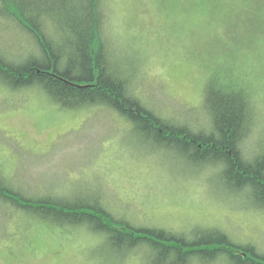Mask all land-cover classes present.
I'll return each mask as SVG.
<instances>
[{
	"label": "rangeland",
	"instance_id": "374dc122",
	"mask_svg": "<svg viewBox=\"0 0 264 264\" xmlns=\"http://www.w3.org/2000/svg\"><path fill=\"white\" fill-rule=\"evenodd\" d=\"M108 9L111 51L120 61H140L134 64L133 86L157 113L206 132L203 90L212 75L226 80L231 72V79L259 94L258 132L246 144L251 157L264 142L262 49H248L223 26L209 32L224 33V41L205 45L191 36L194 23L175 27L158 0H110ZM21 33L0 28V49L22 54ZM25 93L0 86V176L13 189L31 197L97 202L116 218L188 236L196 228H217L264 252V214L250 208L243 195L220 188L212 169L152 147L105 108L60 110L43 95ZM9 213L0 203V264L144 263L141 258L104 262L101 243L90 234L62 235L58 228Z\"/></svg>",
	"mask_w": 264,
	"mask_h": 264
},
{
	"label": "trees",
	"instance_id": "16d2710c",
	"mask_svg": "<svg viewBox=\"0 0 264 264\" xmlns=\"http://www.w3.org/2000/svg\"><path fill=\"white\" fill-rule=\"evenodd\" d=\"M158 2L171 12L175 27L194 23L191 36L203 44L223 42L224 33L212 37L209 32H220L223 26L248 49L261 48L259 58L264 59V0ZM109 4L110 0H0V28L22 32L26 42L19 55L0 49V86L11 94L38 93L60 110L105 108L152 147L168 148L190 166L212 169L220 188L243 195L250 208L264 214V142H258L251 157L246 146L263 112L256 105L255 99L263 104L259 94L231 79V72L226 80L212 75L203 90L206 132L157 113L133 86L134 64L140 61H120L111 51ZM0 203L11 209L8 216L18 214L24 221L58 228L62 235L90 234L101 243L99 257L104 262L141 258L143 264H264V252L217 228H196L188 236L138 226L116 218L97 202L27 196L3 176Z\"/></svg>",
	"mask_w": 264,
	"mask_h": 264
}]
</instances>
